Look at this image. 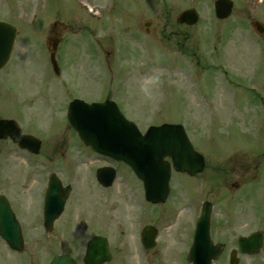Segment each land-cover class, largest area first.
Returning a JSON list of instances; mask_svg holds the SVG:
<instances>
[{
  "label": "flooded vegetation",
  "instance_id": "flooded-vegetation-1",
  "mask_svg": "<svg viewBox=\"0 0 264 264\" xmlns=\"http://www.w3.org/2000/svg\"><path fill=\"white\" fill-rule=\"evenodd\" d=\"M65 1L59 0L58 6L53 7L51 0H42L41 13L46 12L52 15H43L38 18L39 5L36 0H0V22L9 25L10 29H15L10 58L16 56L23 59L30 55L33 58L39 57L38 53H34L35 47L43 45L48 59L54 55L57 62L38 68L39 77L36 76L35 87L41 86V90L47 91V95L45 94L41 98L42 104L35 110L31 105L27 106L24 103L26 100L21 95H15L14 99L8 97H3L4 100L0 99V110L7 104H12V108L17 110V113L11 117L0 115V119L16 121L20 127V131L16 128L19 135L33 137L29 142L31 148L34 149V142L39 141L38 152L33 154L20 149L8 139L0 140V159H3L7 166L9 165L5 171L0 160V214L3 212L1 208L3 197L9 206L8 213L10 215V219H4L7 223L8 220L10 221L8 224H4L0 218V264H51L56 257H62L68 264H84L83 258L87 241L82 254L80 236L78 232L77 234L74 232L80 221L78 217L73 216V213L79 208L81 211L83 210L82 215L87 213L91 218L94 216V219L98 218L97 212L87 198L81 199L74 195L79 190L76 180L83 168L92 174L95 180L97 168L107 166L103 163L109 161L96 160V162L102 163L99 166H90L91 162L82 161L79 159L80 156L83 152L89 151L79 141L75 132L71 129L72 138L71 135L69 136L75 144V149L68 150L71 140L68 141L49 122L50 120L54 123V118L64 121L67 105L73 99L97 100L86 98L83 95L86 89L81 85L77 88L73 81H68L71 78L70 73L67 76L65 74V68L68 67L66 62L71 60H66L62 53L66 39L65 32L67 29H71V24L60 21V17L64 13ZM170 1L172 3V0ZM211 1L213 4L215 0ZM232 1L233 13L236 15L226 20L232 18L238 21L239 25L244 24L245 30L249 32L247 36L249 35V39L251 35L254 36L252 42H255L258 47L252 49L254 53L247 58L249 65L242 68L243 70L237 63V56L232 60L227 54H221L222 51L215 56L217 61L213 60L212 63L216 62V67L222 70L220 74L224 87L225 84L229 86V88L227 87L228 90L230 89L227 96L229 102L238 103L242 100L244 103L249 101V104L264 105V81H258L260 77L258 71L261 73L264 71V0ZM148 2L157 3L156 0ZM166 2L167 0L158 1L162 5H166ZM77 3L82 4V7L90 4L91 8L93 7L95 10L104 9L107 6H110L111 9L118 6L128 8L131 4L139 9L146 5L145 0H79ZM23 7H25L26 18L18 11ZM35 10L38 11L34 13ZM54 15L58 18L50 21L48 16ZM36 19L38 21L34 26ZM178 27H181V30L171 32L167 38L170 39L172 34L177 33L184 35L181 52L188 56L186 67L193 65L209 67L211 63L205 64L204 60L192 49L184 48V43L189 37L188 30L191 27L185 25ZM78 28L82 30V27ZM86 28L84 27L87 34L79 33L80 38L84 35V37L86 36L85 41H92L90 51L93 55L98 52L103 54L97 42L93 38H88L93 35V29L87 26ZM35 31H43L41 39H38L39 36H34L33 32ZM107 55L110 56L109 53ZM76 59L77 56L74 55L73 61ZM211 59H214L212 55ZM105 60V57L100 60L102 67H104L102 64H105ZM228 65V70H225ZM98 66L96 65V68ZM8 67H10L9 64L5 65L0 70V74ZM21 68L23 67L19 66V69ZM73 68L75 69V66ZM99 69H96L95 72L98 73ZM49 72L53 75L51 78L48 77L50 83L47 84L45 76ZM18 74L19 72H16L15 77H18ZM95 84H99L97 78L94 86H96ZM97 88L94 87L93 90L101 94L100 100L110 99L122 107L123 104H127L126 101L120 100V96L116 97L120 90L109 89L103 96ZM77 92L78 94H74ZM20 93L23 94L22 91ZM14 104L23 107H17ZM40 107L43 112H39ZM23 117H28L33 120L32 122H36L32 124L35 131L27 129ZM39 120L42 121V125L37 122ZM60 124L62 125V123ZM64 125L63 127H65ZM59 130L64 129L59 128ZM42 133H45L46 136H42ZM256 152L257 150L254 152L250 150L251 156H235L233 160H216L209 164L206 163L204 170L194 177L185 173H174L176 178H181L180 188L186 192L189 198L193 196V182L202 177V188L206 192L203 201L211 203L210 236L214 244L223 245L220 257L213 264H229L231 255L237 260V264H264V191L261 193L263 196L259 194L260 203L257 187L254 184L256 183L260 187L258 181L264 172V167H262L263 161H259ZM11 156L14 159L8 161ZM37 157L41 159H36ZM66 157L75 160L61 161ZM14 170L18 172L17 176L13 174ZM259 174L260 177H258ZM85 178L89 179L87 176ZM96 185L98 184L96 183ZM220 201L223 202V207L217 208L216 205ZM182 210L171 209L169 214L162 212L159 214L155 211L150 215L143 212L144 215L141 217L143 222L141 221L139 224L135 240L136 248L133 242H127L124 239L120 242L121 246H117L106 236L110 259L104 264H188L186 255L192 245L194 218L193 214L189 212V215L181 221L179 213ZM46 213L56 216L50 224L44 223ZM147 226H152L156 234L155 247L152 250H144L140 241L143 229ZM223 229L231 230L229 232L232 236L226 232L222 235ZM122 233L124 232L122 231ZM73 235V240H66ZM255 238L261 239L258 247L253 244ZM239 241H246L251 250L256 248L258 250L253 251V254L243 253L239 250ZM133 255H137V257H132ZM132 260L134 261L132 262Z\"/></svg>",
  "mask_w": 264,
  "mask_h": 264
},
{
  "label": "rangeland",
  "instance_id": "rangeland-1",
  "mask_svg": "<svg viewBox=\"0 0 264 264\" xmlns=\"http://www.w3.org/2000/svg\"><path fill=\"white\" fill-rule=\"evenodd\" d=\"M58 1L51 0L52 6H58ZM76 1L79 0H66L64 13L60 17L61 22L71 24V29L65 32L66 39L62 53L66 60L71 59L66 62L68 67L65 68L66 76L70 73L71 77L68 81H73L76 87L81 85L86 89L83 92L86 98L97 96L96 91L93 90L94 87H98L97 89L103 95L109 89L115 91L118 89L120 91L116 97L120 96L121 101L127 102L123 104V107L129 119L133 120L141 131L150 125L179 122L186 127L191 143L203 154L206 163L226 160L229 157V160H233L235 156H251L249 151L257 150L255 154L258 155L259 161H263L262 167H264V105L249 104V101L244 103L242 100L238 103L229 102L227 99L229 86L225 84L224 87L220 74L222 70L214 67L212 63L213 60L217 61L215 56L222 51L221 54H227L232 60L237 56L236 60L241 66L240 69L249 65L247 58L254 53L252 49L257 48L258 45L252 42L254 36L251 35L249 39V35L247 36L249 32L245 30L244 24L239 25L238 21L232 18L226 21L216 20L211 0H172V3L167 0L166 5L158 3L159 0H156L157 3L145 0L144 8L137 9L131 4L128 8L118 6L111 9L107 6L98 10L91 8L90 4L82 7V4ZM36 2L39 5L38 18L43 15H52L46 12L41 13L42 0H36ZM191 7L197 12L199 20L188 30L189 37L184 43V48L192 49L205 64L211 63L209 68L205 67L206 65L196 66L197 68L194 65L193 68L186 67L188 56L182 54L180 50L184 35L177 33L172 34L170 39L167 38L171 32L181 30V27L176 25L175 19L182 11ZM24 8L18 11L26 18ZM37 11L35 10L34 13ZM235 15L236 13L232 17ZM48 18L54 21L58 17L54 15ZM37 21L38 19L34 26ZM86 26L93 29V35L88 38H93L97 42L103 54L98 52L93 55L90 51L92 41H85L84 35L80 38L79 33H86L84 29ZM78 27H82V30ZM33 33L41 39L43 31ZM212 48L213 53H211ZM34 53L42 56L40 61L36 62L32 55L23 59L12 56L9 62L10 67L0 74L1 100H4L3 97L14 99L15 95H21L26 100L24 103L34 107V110L42 104L41 98L47 95V91L41 90V86L36 88L35 80L36 76L39 77L37 73L39 66L49 64L48 54L43 45L35 47ZM74 55L77 56L75 61H73ZM211 55L214 59H211ZM103 57L106 59L105 64H102L104 67L100 65ZM96 65L99 66L96 68ZM19 66L23 68L19 69ZM73 66L75 69H72ZM79 67L81 68L78 69ZM228 67L229 65L225 67V70H228ZM98 68L100 69L97 73L95 70ZM16 72H19L18 77H15ZM258 73L263 78L262 80L259 77L258 81H264V71L262 73L258 71ZM52 75L50 72L46 74L47 84L50 83L48 77L51 78ZM96 78L99 83L95 84L97 87L94 86ZM21 91L23 94L20 93ZM30 92L32 93L28 95ZM39 112H43L42 107ZM15 113L17 110L12 108V104L4 105L0 110V115L3 117H11ZM32 121L28 117H23L27 129L35 131L32 124L36 122ZM53 121L54 123L49 120L51 125L68 141L71 140L68 150H74L71 127L68 124L64 125L65 122L58 118H54ZM37 122L42 125L41 120ZM41 135L46 136L45 133ZM70 135L71 138H69ZM12 159L14 158L11 156L8 161ZM79 159L91 162L90 166L102 164L96 162L101 160L92 154L91 156L82 154ZM0 160L3 163L1 166L6 171L9 165L7 166L3 159ZM71 160L75 159L66 157L61 161ZM109 162L103 164L115 165ZM10 166L12 168V165ZM59 169L62 171L61 168ZM17 173L14 170V176H17ZM85 176L89 179L86 180ZM175 177L171 181L172 194L166 202L152 207L142 202L141 183L123 165L118 166L116 180L109 189L96 185L92 174L86 172L85 168L81 169L76 180L79 190L74 195L81 199L87 198L98 214V218L94 219L95 216L91 218L87 213L82 215L83 210L79 208L73 213V216L78 217L80 221L74 232L76 234L78 232L80 236L82 254L85 242L95 234L107 236L117 246H121L120 242L123 239L133 242L136 248L135 240L139 224L143 222L141 218L144 215L143 212L148 215L155 211L159 214L161 212L169 214L171 209L183 208L179 213L183 221L193 208H188L187 199H190L194 203V208L197 206L195 210L199 211L206 193L202 188V177L193 182L191 198L180 188L181 178ZM254 184L257 187L260 202L259 194L261 195L264 191V172L258 181L260 187ZM222 203L218 202L217 208H222ZM229 231L231 230L223 229L221 234L226 232L232 236ZM73 239L74 235L66 238V240ZM130 247L132 248L133 245L131 244ZM132 257L136 258L137 255Z\"/></svg>",
  "mask_w": 264,
  "mask_h": 264
},
{
  "label": "water",
  "instance_id": "water-1",
  "mask_svg": "<svg viewBox=\"0 0 264 264\" xmlns=\"http://www.w3.org/2000/svg\"><path fill=\"white\" fill-rule=\"evenodd\" d=\"M230 11L229 0L215 2L216 17L226 18ZM196 20L197 16L193 10L183 12L178 18L179 23L189 25L194 24ZM4 40L5 34L0 32V41L4 42ZM6 59V56L0 55V65L4 64ZM68 116L71 125L86 146L97 153L123 161L133 169L137 177L144 182L146 199L152 203L164 201L167 195L170 170L169 165L163 162L165 156H170L176 171L193 175L203 168V157L192 149L183 128L179 125L163 124L160 127H151L144 136H141L133 124L126 122L117 107L110 102L92 106L71 104ZM12 129L11 121H0V138L10 137L21 147H26L28 137H19L11 133ZM113 177L114 173L108 170L97 173L99 182L104 186L110 185ZM207 207L197 221L194 251L189 255V260L195 264H209V259L215 257L211 254L210 243L204 241V238L207 240L209 217ZM1 208L2 221L6 218L10 219L9 207L3 199H1ZM53 217L46 216V220ZM8 223L4 221V224ZM202 247H208L209 253L206 255L201 253L199 249ZM108 260L106 239L102 237L91 239L88 242L84 262L102 264ZM53 264H62V262L57 260ZM231 264L235 263L231 262Z\"/></svg>",
  "mask_w": 264,
  "mask_h": 264
}]
</instances>
